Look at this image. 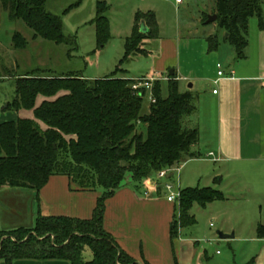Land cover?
<instances>
[{
  "label": "trees",
  "instance_id": "1",
  "mask_svg": "<svg viewBox=\"0 0 264 264\" xmlns=\"http://www.w3.org/2000/svg\"><path fill=\"white\" fill-rule=\"evenodd\" d=\"M49 1L54 0H0V3L10 20L22 21L36 38L72 46L74 40L63 34L61 18L47 11ZM263 4L264 0L217 2L216 24L226 33L225 42L233 47L238 60L247 59L251 19L257 18L264 30ZM108 11L105 2H98L94 24L101 45L110 40ZM143 22L148 27L147 33L141 32ZM136 25L125 41L120 66L133 58L147 56L145 42L158 38L154 14L138 13ZM13 41L15 49H27L28 43L19 33ZM207 42L210 52L220 48L219 35L209 37ZM122 73L117 69L100 80H88L80 74L45 76L44 72L17 79L16 96L3 111H28L33 118L0 124V192L29 190L39 201L42 189L52 177L66 176L78 191H101L102 196L90 220L39 213L31 228L0 229V262L138 264L105 230L106 202L125 186L128 176L129 187L135 193L145 194L148 184L155 182L157 196L161 197L163 188L158 180L161 172L201 158L193 150L199 143L200 131L186 122L197 112L196 98L191 92L182 93L174 76L167 75V97L163 96L162 83H154L155 103H150L146 90L133 91L136 81L119 77ZM145 99L149 104L144 113ZM142 128L145 133L140 132ZM168 178L172 179L171 175ZM224 200L223 193L214 188L182 190L170 227L172 241L179 239L182 229L196 224L191 215L195 204L206 209ZM257 237L264 240V222L257 228ZM86 249L92 253L91 261H85Z\"/></svg>",
  "mask_w": 264,
  "mask_h": 264
},
{
  "label": "crops",
  "instance_id": "2",
  "mask_svg": "<svg viewBox=\"0 0 264 264\" xmlns=\"http://www.w3.org/2000/svg\"><path fill=\"white\" fill-rule=\"evenodd\" d=\"M182 5L176 6L180 8ZM208 19L207 16V21ZM207 21L205 25L214 24L215 30L205 34L204 52L209 37L224 35V40L226 39L225 32L216 31V26H218L216 22L208 24ZM259 38L255 64L232 63L235 54L233 55L234 51L233 53L229 51L230 55L227 61L228 63L231 61V65L223 70L222 66L218 64L217 71L212 68V73L208 71L207 65L201 67L198 64L195 65L194 62H189L182 66L179 37L160 38L154 52L147 49L154 41L149 40L145 42L144 49L148 53V58L151 59V75L131 77V80L156 79L163 85V83L168 84L167 75L173 71L172 76L180 84L187 81L192 82V91L196 89V85L210 90V92H206L210 94L203 98V101L201 98H196V104L201 108H197V112L194 114H197L196 121L194 119L188 121L189 126L197 127L200 131L199 143L193 150L199 153L201 158L190 161L195 163H200L203 160L212 161L216 164H225L228 167L227 172H221L220 176L219 173L214 174L220 177L214 183L217 185L218 191L225 196L222 204H238V219L242 216L245 226L241 227L230 223L226 220V214L215 215L213 221L218 223V234L233 235V240L237 242L260 246L258 256L253 258L251 264H264V240L257 237V228L264 222V204L262 202L264 199V30L260 29ZM219 71L224 73L223 77H219ZM215 91L217 94H214ZM8 103L10 102L0 103V124L13 122L18 118H33V113L28 111L4 112L3 109ZM211 154L213 156L210 157ZM179 167L181 172V165ZM126 180L125 186L106 202L105 230L115 238L120 248L138 264L144 262L149 264H193L196 253L190 246V242H187L188 239L182 237L181 231L179 239L174 242L171 239L170 227L174 220L176 204H170L165 200L163 189L161 197L157 196L155 182L150 183L152 186V190L149 192L150 198H145L144 193L139 195L129 187L130 177H127ZM227 180L234 182V188L228 191L224 186ZM166 182V180H160L162 188ZM28 191L6 189L0 192V206L4 202L7 209L22 211L24 206L19 207L18 202L16 204L18 200L25 206L29 203V208L32 210L30 202L34 201L38 205V215L40 213L47 217L90 220L97 201L102 196L101 191H78L71 183L70 178L66 176L52 177L42 189L39 201L35 199L33 191ZM147 191L149 190L146 189L144 192ZM244 229L248 231L243 233ZM212 242L214 241L211 240L210 243ZM84 258L85 261H91L92 253ZM0 264L4 263L0 262ZM15 264L70 263L66 261H19Z\"/></svg>",
  "mask_w": 264,
  "mask_h": 264
},
{
  "label": "rangeland",
  "instance_id": "3",
  "mask_svg": "<svg viewBox=\"0 0 264 264\" xmlns=\"http://www.w3.org/2000/svg\"><path fill=\"white\" fill-rule=\"evenodd\" d=\"M80 1L82 3L73 8ZM174 1H49L46 6L47 11L61 18L63 34L74 40L72 46L56 45L41 38H36L34 33L22 21L10 20L8 13L0 3V103L14 100L17 79L28 74L43 72V75L46 74L45 76L80 74L88 80H100L111 76L117 69H121L124 74L118 75L122 78L131 79L134 76L145 77L151 75L152 65L148 56L133 58L120 66V62L125 55V41L132 36L137 26L136 16L138 13H152L155 15L158 38L154 39L153 43L147 47L148 50L154 52L153 50L156 49L160 38L179 37L182 66L189 62H194L195 65L198 64L201 67L207 65L208 71L212 73V68L217 71V65L220 64L222 69L225 70L231 65V61H229L230 63L227 61L230 55L229 51H232V53L234 51L233 55L235 54L232 63L240 65L255 64L260 39V23L257 18H252L250 21L249 45L245 52L247 59L241 61L238 60L233 47L225 42L224 35L220 36L222 45L217 52L209 51L208 42L204 52L205 34L215 30L214 24L206 26L204 21L207 16L209 18L215 15L213 13L217 10L219 0H192L180 8H177ZM98 2H105L109 7L107 20L109 21L110 40L102 45L96 36V25L94 24ZM71 7L73 9L67 13ZM262 14L264 18V4L262 5ZM216 27V31L220 32L221 29L218 26ZM17 33L27 41V49H15L13 37ZM191 84V81L181 83V92H191L195 98H201V100L210 94L206 93L207 91L210 92L208 88L203 89L199 85H196V89L192 91L193 89H190ZM162 92L163 96L167 97V83H163ZM148 104V100L145 99L144 113L148 111ZM196 106L199 109L201 108L198 104ZM196 117L197 114L187 118L186 122L188 123L191 119L196 121ZM140 132L145 133L146 131L142 128ZM227 170L228 167L225 164H216L205 160L195 163L188 160L181 164V172L179 175H175L172 182L175 185L180 184L182 190L207 187L218 190L214 181L219 180L220 173L227 172ZM218 173L219 176L214 175ZM214 178L216 179L214 180ZM233 183L232 180H227L224 183L227 191L234 188ZM17 202L19 207L24 206L22 211L7 209L4 202H2L0 206L1 230H12L21 227L31 228L35 225L39 211L38 205L31 201V210L29 203L25 206L18 200L16 204ZM262 202L264 204V199H262ZM237 208L238 204H222V202L208 205L206 209L198 204L194 205L191 215L196 219V224L181 230L182 237L188 239L187 242H190V246L196 253L193 264H251L253 258L259 254L260 246L258 244H246L233 239L221 240L219 238L218 223L213 221L215 215L226 214V220L230 223L241 227L245 226L242 216L238 219ZM245 231L248 230L244 229L242 232ZM190 239L193 241H189ZM211 240L214 242L210 243ZM217 252L219 253L217 254ZM87 253H91L89 249H86L84 256H87Z\"/></svg>",
  "mask_w": 264,
  "mask_h": 264
},
{
  "label": "built area",
  "instance_id": "4",
  "mask_svg": "<svg viewBox=\"0 0 264 264\" xmlns=\"http://www.w3.org/2000/svg\"><path fill=\"white\" fill-rule=\"evenodd\" d=\"M192 0H175V3L177 6H180L184 3H189ZM219 69H221V67L219 66ZM219 77H223L224 73L222 71H219L218 73ZM136 83L135 85H133L132 89L135 92H140L142 89H145L146 92L148 93V100L150 103H155V100L153 98V87H154V83L158 80L156 79H138L135 80ZM214 94H217V91L214 92ZM210 157L213 156V154L209 155ZM180 173V167H176L173 169H169L166 171L161 172L158 175V180H166V184H164L163 186V190H164V194H165V200L170 203V204H178L180 197H181V191L182 189L180 188V185H175L171 179L168 178L169 175H171V177H174L175 175ZM148 190L144 196L145 198H150V191L152 190V186L150 184H148Z\"/></svg>",
  "mask_w": 264,
  "mask_h": 264
},
{
  "label": "water",
  "instance_id": "5",
  "mask_svg": "<svg viewBox=\"0 0 264 264\" xmlns=\"http://www.w3.org/2000/svg\"><path fill=\"white\" fill-rule=\"evenodd\" d=\"M213 22L214 23L217 22V16L216 15H214L212 17H209V19L207 21L208 24L213 23ZM141 32L142 33H147L148 32V28L146 27V24L144 22L141 24ZM226 37H227V35H226ZM170 74L173 75L174 72L171 71ZM190 89H192V86L191 85H190ZM219 238L221 240H227V239H233L234 236L233 235H231V236H229V235H223L222 233H219Z\"/></svg>",
  "mask_w": 264,
  "mask_h": 264
}]
</instances>
